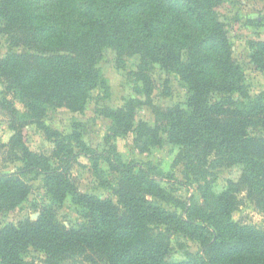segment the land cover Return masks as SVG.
Segmentation results:
<instances>
[{
  "label": "trees",
  "instance_id": "1",
  "mask_svg": "<svg viewBox=\"0 0 264 264\" xmlns=\"http://www.w3.org/2000/svg\"><path fill=\"white\" fill-rule=\"evenodd\" d=\"M224 0H0L1 107L9 116L7 146L23 170L44 175L51 202L30 217L0 229V264H31L34 250L47 264H264V226L233 219L237 197L231 184L219 195L181 202L180 211L157 200L173 196L137 164L119 156L106 160L120 174L116 200L82 192L71 173L76 148L85 149L78 126L64 134L44 122L50 108L85 111L92 93L108 92L100 68L107 49L122 62L139 56V91L153 107L154 124L135 123L134 98L101 107L115 136L135 133L150 145L174 144L194 156L214 152L222 166H240L239 185L264 212V96L252 95L220 8ZM251 61L264 69V41L252 40ZM124 62V61H123ZM177 75L187 87L184 104L154 105L150 66ZM9 96H12L9 98ZM19 103L22 108L17 106ZM35 125L54 142L49 153L30 149L24 129ZM76 141V145H74ZM114 155V153H112ZM32 185L18 171L0 173V213L28 200ZM71 197L84 220L66 225L58 209ZM164 230L165 232H163ZM197 241L200 248L174 259L170 234Z\"/></svg>",
  "mask_w": 264,
  "mask_h": 264
},
{
  "label": "rangeland",
  "instance_id": "2",
  "mask_svg": "<svg viewBox=\"0 0 264 264\" xmlns=\"http://www.w3.org/2000/svg\"><path fill=\"white\" fill-rule=\"evenodd\" d=\"M222 18L234 44V56L242 65L247 84L252 95L264 96V69L257 68L251 61L252 40L264 41V0H224L220 8ZM20 49L10 48L5 38L1 40L0 56L6 52ZM124 61V62H123ZM122 62L117 59L116 52L107 49L100 61V68L108 81V92L98 89L92 93L90 101L82 113H74L66 108H50L44 122L64 134H71L78 126L87 150L76 148V155L71 164V173L76 185L82 192L111 197L116 200L115 188L120 174L113 171L106 160L108 156H119L126 163H133L150 172V177L165 188L173 196V202H157L165 208L180 211L181 202L202 201L207 194L219 195L229 185H234L237 202L233 210V219L255 226H264V212L239 185L242 168L240 166H222L214 152L205 156L202 150L189 156L177 145L165 142L162 147L150 145L146 140H139L135 133L126 136H115L111 131L112 120L103 115L101 107L118 108L134 98L141 101L135 108V123L140 120L154 124L155 113L151 105L146 104L144 94L139 91L135 72L138 70L139 56L126 57ZM155 88L153 90L154 105L166 108L176 104H184L187 87L177 75L163 72L157 64L150 66ZM0 84V99L3 96ZM12 96H9L11 98ZM21 109L22 106L17 103ZM12 132L9 127V116L0 105V144L7 145ZM27 145L38 153H49L54 142L35 125L24 129ZM76 145V141H74ZM114 153V155H112ZM23 163L12 160L7 146L0 147V173L18 171L32 185V192L22 206L12 212L0 213V229L9 223L37 215L39 208L51 202L44 187V175L37 171L23 170ZM83 210L67 197L58 209V216L66 225H76L84 220ZM165 232L164 230H162ZM173 258L185 259L196 253L199 243L188 237L170 234ZM31 264H47L46 257L32 250L28 255ZM84 258L74 257L69 264H83Z\"/></svg>",
  "mask_w": 264,
  "mask_h": 264
},
{
  "label": "water",
  "instance_id": "3",
  "mask_svg": "<svg viewBox=\"0 0 264 264\" xmlns=\"http://www.w3.org/2000/svg\"><path fill=\"white\" fill-rule=\"evenodd\" d=\"M36 217H37V215L33 216L32 218L34 219V218H36Z\"/></svg>",
  "mask_w": 264,
  "mask_h": 264
}]
</instances>
